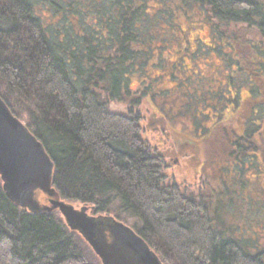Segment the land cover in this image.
Wrapping results in <instances>:
<instances>
[{"label":"trees","instance_id":"16d2710c","mask_svg":"<svg viewBox=\"0 0 264 264\" xmlns=\"http://www.w3.org/2000/svg\"><path fill=\"white\" fill-rule=\"evenodd\" d=\"M151 1L0 0V96L43 143L55 164L53 186L60 197L129 225L163 264H264V246L225 222L213 191L193 196L175 180L165 153L170 146L151 137L140 115L144 97H152L147 68L161 65L169 30L178 38L180 12H203L216 44L206 48H230L234 54L227 61L240 73L248 65L264 74V0ZM231 28H252L260 40L242 42L240 31ZM239 51L249 58L234 57ZM135 75L146 82L137 93L129 89ZM199 98L206 107L209 100L227 101ZM231 100L237 105L235 96ZM120 104L127 112L117 109ZM209 111L201 115H223ZM245 122L236 129L221 119L209 133L220 135L240 175L246 164L264 167V107ZM39 200L48 204L42 193ZM101 263L59 210L21 208L0 178V264Z\"/></svg>","mask_w":264,"mask_h":264},{"label":"rangeland","instance_id":"374dc122","mask_svg":"<svg viewBox=\"0 0 264 264\" xmlns=\"http://www.w3.org/2000/svg\"><path fill=\"white\" fill-rule=\"evenodd\" d=\"M151 5L158 6L154 0ZM45 14L49 21L50 14ZM175 22L178 25V38L169 35L175 34L169 30L166 48L163 46L160 51L161 65H149L146 71L148 77L154 80L152 84L150 82L148 92L152 97H144L140 106L142 122H147L151 137L166 141V146H170L166 151L174 150L170 152L167 162L170 171L176 175L175 180L193 196H211L213 191L217 198L214 205H218V202L223 205L221 213L225 222L264 246V167H260L259 171L256 162H252V166L246 164V169L240 175L232 166L234 161L227 157L228 151L224 152L221 147L220 135L213 137L209 134L221 119L227 122L229 128L238 129L250 118L252 111L264 107V74L259 75L256 68L248 65L247 73L245 70L240 73L235 62L227 61L234 54L230 48H223V53L219 52V48L215 51L206 48V44L216 46L215 37L211 22L200 10L197 9L191 17L180 12ZM230 30L233 33L240 31L242 42L260 40L252 28L246 31ZM199 44L203 47H199ZM254 52L250 54L251 57H255L256 50ZM240 54L239 51L234 57L242 60L249 58L246 53L242 57ZM234 76L236 84L226 90L225 85L228 81L233 83ZM144 78L133 76L129 82L130 91L139 92L146 85ZM225 91H231L230 94L238 100L237 105L230 101L233 96L229 98ZM199 95L208 99H215L214 95L218 99L226 97L227 101L209 100V108L202 106L203 98H199ZM125 106L120 104L117 109L126 111ZM208 111L212 115H223L219 120L201 115V112L207 115ZM158 114L166 117L159 119ZM198 125L202 128H198ZM171 144L174 146L171 147ZM128 220L130 225L135 222L134 219Z\"/></svg>","mask_w":264,"mask_h":264},{"label":"water","instance_id":"95a60500","mask_svg":"<svg viewBox=\"0 0 264 264\" xmlns=\"http://www.w3.org/2000/svg\"><path fill=\"white\" fill-rule=\"evenodd\" d=\"M54 169L43 143L0 96V178L7 196L31 212L59 210L70 229L81 233L102 264H163L129 225L110 216H92L89 211L94 208L63 200L53 186ZM41 193L47 197V205L41 204Z\"/></svg>","mask_w":264,"mask_h":264},{"label":"flooded vegetation","instance_id":"af4514ba","mask_svg":"<svg viewBox=\"0 0 264 264\" xmlns=\"http://www.w3.org/2000/svg\"><path fill=\"white\" fill-rule=\"evenodd\" d=\"M189 143V142H188ZM164 144L166 145L167 143H166V141L164 142ZM174 145H172L171 144V147H173ZM172 151H174V150H171L170 152H172ZM170 152H168V151H166V153H168V155H170ZM175 155H176V153H174ZM174 154H172V155H174ZM184 156V155H183ZM193 156H191V158H192ZM185 158H186V156H185ZM186 162V161H185ZM201 167V166H200ZM89 214L90 215H92V216H95V217H101V215H97V214H95V212H93V210L91 211H89ZM105 216H108V215H104V217ZM103 217V216H102ZM120 221V220H119Z\"/></svg>","mask_w":264,"mask_h":264}]
</instances>
